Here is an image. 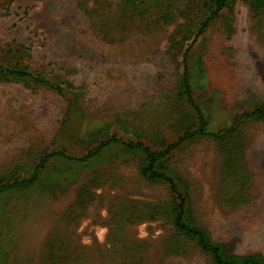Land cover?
<instances>
[{"label": "rangeland", "instance_id": "rangeland-1", "mask_svg": "<svg viewBox=\"0 0 264 264\" xmlns=\"http://www.w3.org/2000/svg\"><path fill=\"white\" fill-rule=\"evenodd\" d=\"M216 0H0V264H211L174 237L176 193L148 181L140 150L162 151L198 119L181 53ZM207 131L156 165L186 199L185 220L231 256L264 257V0H231L188 54ZM60 86L62 92L37 82Z\"/></svg>", "mask_w": 264, "mask_h": 264}, {"label": "trees", "instance_id": "trees-1", "mask_svg": "<svg viewBox=\"0 0 264 264\" xmlns=\"http://www.w3.org/2000/svg\"><path fill=\"white\" fill-rule=\"evenodd\" d=\"M230 2L231 0L215 1L214 10L209 15V17L200 24L196 34L194 35V37L191 38V40L188 42V44L181 53L184 95L191 109L195 112L198 119V126L194 131L185 133L183 137L179 139L178 142H176L175 144L169 146L168 148L162 151H156L146 145L127 142L118 139L116 137H113L111 139L103 141L98 147L90 151L85 157L82 158H71L64 153H58L53 156H61L62 158L71 161L88 162L91 159L98 157L103 150L115 144H121L130 150L142 151L146 155L148 160V165L141 170V174L144 177V179L148 181H161L168 183L177 195V199L179 203L175 211V219L173 225L174 233L176 236L174 237V239L176 243L186 244L189 247L200 250L202 254L210 257L211 264H264V257L262 256L236 257L229 255L226 252V246L216 244L215 242L209 239L206 232L203 231L201 228L188 224L185 220V215H186L185 210L187 205L186 199L179 193L174 180L170 178L168 175L157 171L155 168L159 161L170 155L183 142L198 138L219 136V135H211L210 133H208L207 123L204 118L203 112L201 111L200 107L197 105L193 97L192 88L190 85V73H189L187 58L190 50L195 45L202 32L213 22L214 19L218 17V15L223 10L229 7ZM32 76L33 75L27 69H21L14 65L5 66L2 63H0V80H8V79L26 80L32 78ZM37 82H39L42 85L48 86L52 89H55L59 92H62L60 86L54 85L45 79L38 78ZM243 118H247L251 120H258V119L264 120V110L260 109L254 112L246 113L243 115ZM49 158L50 157L48 156L47 158L42 160L41 164L38 166V168L36 169L35 173L32 175L31 178L24 180L22 182H15L12 184L0 186V196L12 190L21 191L35 186L39 181L40 172L42 171L44 165L49 160Z\"/></svg>", "mask_w": 264, "mask_h": 264}]
</instances>
